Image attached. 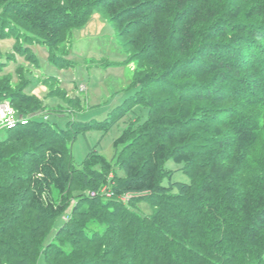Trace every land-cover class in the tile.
Listing matches in <instances>:
<instances>
[{"label": "trees", "instance_id": "1", "mask_svg": "<svg viewBox=\"0 0 264 264\" xmlns=\"http://www.w3.org/2000/svg\"><path fill=\"white\" fill-rule=\"evenodd\" d=\"M95 9L139 64L126 110L148 116L114 141L113 161L93 149L77 167L79 131L32 116L46 107L22 73L14 90L1 78L30 119L0 129V264H264V149L251 155L264 133V0H0V37L70 66L64 44ZM170 159L188 182L172 180ZM142 199L152 213L137 211Z\"/></svg>", "mask_w": 264, "mask_h": 264}, {"label": "rangeland", "instance_id": "2", "mask_svg": "<svg viewBox=\"0 0 264 264\" xmlns=\"http://www.w3.org/2000/svg\"><path fill=\"white\" fill-rule=\"evenodd\" d=\"M26 42L24 36L20 40L15 36L0 37V62H4L2 67L0 65V79L10 77L14 90L21 84L22 73L27 82L24 92L39 98L46 107L45 111L32 116L43 115L58 128L67 129L73 125V129L79 131L74 141L69 142L73 163L77 167L84 166L93 149L113 161L116 153L114 141L132 123H143L149 109L139 104L126 110L128 99L139 90L133 84L139 64L137 61L128 62L125 40L116 34L112 21L103 10L95 9L83 25L73 28L64 44L65 49L62 48L66 52L63 55L72 62L66 67L55 64L49 48L42 43L26 44L37 58L36 63L32 62L18 49ZM49 76L60 79L57 82L59 90L53 87L56 85L45 81ZM55 88L58 91L52 92ZM0 97V102L13 106L7 91ZM111 116L113 122L107 127L105 124ZM4 135L5 131L0 132V137ZM263 149L264 133L252 149V157L260 156ZM94 167L100 169L101 165ZM166 168L174 171L173 181H189L187 174L180 170L182 164L170 159ZM165 184H169V179ZM136 209L143 214L153 211L151 203L145 199L138 201ZM65 216L66 213L60 215L50 236L64 222ZM37 264H46L44 256L39 257Z\"/></svg>", "mask_w": 264, "mask_h": 264}, {"label": "built area", "instance_id": "3", "mask_svg": "<svg viewBox=\"0 0 264 264\" xmlns=\"http://www.w3.org/2000/svg\"><path fill=\"white\" fill-rule=\"evenodd\" d=\"M30 117L19 114V112L11 106L8 102H0V128H12L18 123L25 124ZM105 190V189H104ZM133 196L131 194H125L122 196V200L129 201Z\"/></svg>", "mask_w": 264, "mask_h": 264}]
</instances>
